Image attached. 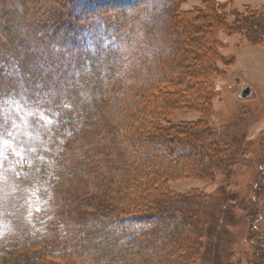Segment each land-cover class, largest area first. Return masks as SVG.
<instances>
[{"label":"trees","instance_id":"16d2710c","mask_svg":"<svg viewBox=\"0 0 264 264\" xmlns=\"http://www.w3.org/2000/svg\"><path fill=\"white\" fill-rule=\"evenodd\" d=\"M149 1L119 10L103 8L114 12L118 34L126 31L121 17L148 16L156 22L148 32L149 56L141 74L125 81L114 59L89 47L76 30L70 31L65 1L21 0L18 12L0 0V47L13 57L28 99L45 110L54 131L53 146L59 145L51 155L41 154L37 163H25L22 176L35 182L50 179L53 185L62 176L78 179L82 173L83 185H88L79 194L81 207L92 210L84 217L96 245L87 264H198L201 256L205 233L197 208L199 192L176 195L170 184L183 179L212 182L224 150L210 128L212 95L207 91L198 102L186 103L183 79L171 75L199 56L201 43L192 27L198 31L209 25L188 22L189 13L178 10L182 0L160 1H165L162 15H168L165 20L152 17L149 9L155 5ZM223 13L218 15L224 17ZM243 13L242 33L250 43L262 44L264 5L238 11ZM59 29L61 37L56 35ZM216 62L210 64L214 73ZM188 71L185 75L191 76ZM200 76L203 87L212 82L211 75ZM71 83L86 92L68 90ZM150 95L155 99L168 95L169 100L153 108L147 117L153 125L144 129L139 123L145 111L142 103ZM176 112H196L199 118L171 124ZM41 229L33 226L26 234H6L0 241V264H58L55 260L83 264L77 251L50 244L54 233H49V224Z\"/></svg>","mask_w":264,"mask_h":264},{"label":"rangeland","instance_id":"374dc122","mask_svg":"<svg viewBox=\"0 0 264 264\" xmlns=\"http://www.w3.org/2000/svg\"><path fill=\"white\" fill-rule=\"evenodd\" d=\"M62 1L69 6L72 25L69 29L72 33L73 29L76 30L77 37L89 47L114 59L125 81L126 78L134 80L141 74L143 62L149 56L148 32L156 23L155 19L148 16L135 18L133 15L121 17L126 31L118 34L114 12L106 13L103 8L119 10L144 0ZM160 1L163 0H150L149 4L155 6L149 11L154 13L152 17L161 15L165 20L168 13L162 15L164 4L161 3L168 0ZM20 3L21 0H5L6 5H12L17 11L20 9L16 4ZM159 4L162 6L159 7ZM262 5L264 0H182L178 3V10L189 13L185 18L188 22L198 24L206 21L209 26L202 25L198 31L192 27L198 32L196 39L201 43L199 56L196 60L186 61V67H177L171 76L177 81L183 79L181 88L186 103L198 102L201 93L207 91L212 95L210 128L214 140L220 142L224 150L221 168L212 182L183 179L170 184L176 195L187 194L193 189L199 192L197 208L205 234L198 264H264V42L253 44L248 41L241 26L245 13L238 14L248 6L258 8ZM220 10L221 13L225 11L224 17L218 15ZM198 12L204 13V16H197ZM9 19L10 23L16 22L13 18ZM61 29L56 34L58 37L62 36ZM238 30L241 33L235 32ZM2 48L0 241L9 233L26 234L33 226L44 231L49 224V233H54V237L48 240L50 244L63 250L77 251L83 264H87L92 261L96 245L93 230L85 220L86 213L92 210L81 207L82 196L79 194L88 183L83 185L82 173L78 174V179L62 176L53 185L50 179L35 182L22 176L25 163H37L41 154L46 152L49 156L54 153L50 150H56L59 145L53 146L51 138L54 131L50 128L45 110L28 99L25 88L20 84L13 57ZM213 60L218 61L214 64V68L218 69L215 73L210 66ZM187 68L192 71L191 76L185 75ZM86 71L80 73V77H84ZM168 73L166 76L169 77ZM199 75H211L212 82L203 87ZM74 85L71 83L68 90H76ZM79 90L83 89L80 87ZM83 94L81 97H84ZM167 100L168 95L158 99L151 95L146 97L142 103L145 111L139 121L140 128L146 129L149 123V127L153 125L147 117L156 105ZM198 118L199 113L196 112H176L170 117V122H193ZM131 226L132 229L136 227L135 224ZM55 261L64 264L60 260Z\"/></svg>","mask_w":264,"mask_h":264}]
</instances>
